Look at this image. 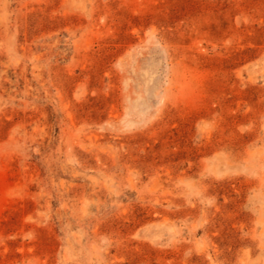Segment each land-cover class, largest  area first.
<instances>
[{"label": "rangeland", "instance_id": "1", "mask_svg": "<svg viewBox=\"0 0 264 264\" xmlns=\"http://www.w3.org/2000/svg\"><path fill=\"white\" fill-rule=\"evenodd\" d=\"M0 264H264V0H0Z\"/></svg>", "mask_w": 264, "mask_h": 264}]
</instances>
